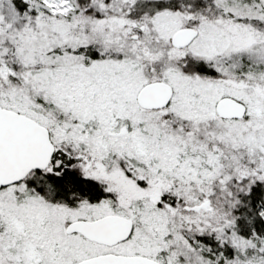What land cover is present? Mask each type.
Here are the masks:
<instances>
[{
    "label": "snow or ice",
    "instance_id": "1",
    "mask_svg": "<svg viewBox=\"0 0 264 264\" xmlns=\"http://www.w3.org/2000/svg\"><path fill=\"white\" fill-rule=\"evenodd\" d=\"M0 264H264V0H0Z\"/></svg>",
    "mask_w": 264,
    "mask_h": 264
}]
</instances>
